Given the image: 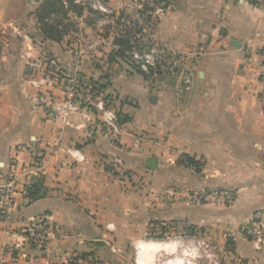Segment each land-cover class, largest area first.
I'll return each mask as SVG.
<instances>
[{
    "label": "crops",
    "instance_id": "1",
    "mask_svg": "<svg viewBox=\"0 0 264 264\" xmlns=\"http://www.w3.org/2000/svg\"><path fill=\"white\" fill-rule=\"evenodd\" d=\"M56 1L47 14L52 0H0V187L12 172L17 189L40 180L44 192L0 211V264H114L160 223L228 246L227 264H264V238L245 232L255 217L264 224V10L253 0H105L137 21L161 9L152 40L176 66L148 78L111 60L118 20ZM45 60L56 81L78 73L101 83L109 109L128 117L116 137L31 68ZM184 154L199 171L178 164ZM205 190L227 191L229 204L188 196ZM43 215L55 232L37 245L28 233Z\"/></svg>",
    "mask_w": 264,
    "mask_h": 264
},
{
    "label": "built area",
    "instance_id": "2",
    "mask_svg": "<svg viewBox=\"0 0 264 264\" xmlns=\"http://www.w3.org/2000/svg\"><path fill=\"white\" fill-rule=\"evenodd\" d=\"M254 3L264 10V0H253ZM73 2L81 7L89 8L95 15L98 21L106 25H111L116 20L124 26L125 29L134 30V39L130 42L129 47L125 50V55L130 58L131 63L136 69L148 78L159 76L165 69L172 70L176 63H170L167 59L173 53L172 50L166 48L165 43H160L152 40V31L156 22L157 14L161 12L157 8L156 13L143 15L140 20H135L129 17L115 15L112 9L106 4L105 0H73ZM175 58V57H174ZM31 68L42 70L44 76L53 82H60L63 86L66 100L71 107L72 104L84 106L101 114V121L108 135L116 137L120 132V124L118 123L117 115L110 108L109 95L102 90L101 83L84 79L78 73H74L65 77L64 80L56 81L55 66L50 61L34 62ZM59 83V84H60ZM181 84L184 89L189 88L190 75L182 73ZM26 185L17 189L15 177L12 172H9L0 187V211L8 212L15 204L16 196H25ZM196 202H228L230 194L227 191L218 192L205 190L195 192L189 196ZM55 229L49 225L46 216H40L34 220L29 228V238L32 243L37 245H45L53 236ZM245 232L255 240L264 238V224L260 218L255 217L245 227ZM199 241V240H197ZM202 243L199 242V246Z\"/></svg>",
    "mask_w": 264,
    "mask_h": 264
},
{
    "label": "rangeland",
    "instance_id": "3",
    "mask_svg": "<svg viewBox=\"0 0 264 264\" xmlns=\"http://www.w3.org/2000/svg\"><path fill=\"white\" fill-rule=\"evenodd\" d=\"M127 64L133 67L135 72L137 71L133 65H131L130 58L124 59ZM178 164H189L184 159H179ZM195 169V168H194ZM176 192V189H173ZM223 192L222 190H211ZM195 193V192H193ZM193 193H188L192 195ZM229 194V193H228ZM172 197H176V194L171 193ZM207 203V202H205ZM212 203V202H211ZM215 204L228 205V202H218ZM157 226V229H156ZM166 227L167 225L164 224ZM162 229V224L152 226L151 228L141 236L137 241H133L126 245L119 258H115L114 264H138V251L139 245L145 244L147 249L144 255V261L146 264H164L167 261L178 259L182 264H227L229 263V257L226 254L228 246L207 239V237H200L194 239V231L186 229L184 232H177L171 228ZM199 237V236H198ZM202 238V239H201ZM205 238V239H204ZM199 240V241H197ZM202 243L199 246V242ZM110 264H113L112 261Z\"/></svg>",
    "mask_w": 264,
    "mask_h": 264
},
{
    "label": "trees",
    "instance_id": "4",
    "mask_svg": "<svg viewBox=\"0 0 264 264\" xmlns=\"http://www.w3.org/2000/svg\"><path fill=\"white\" fill-rule=\"evenodd\" d=\"M53 2L50 4L49 10L46 11L47 14L51 12L57 11V9H60V7L56 5V2L59 3V1L52 0ZM135 35V32L131 33L130 31H125L122 33V35L114 40L115 44H117V48L113 50L111 53V60L112 57H118L122 60L126 59L125 50L129 47L130 42L133 40V36ZM0 52H1V46H0ZM135 67V66H134ZM136 68V67H135ZM117 119L118 123H122L125 120L128 119L127 116H122L120 113H117ZM181 159L186 160L189 164L193 165L194 168L199 171L201 163L199 161H196L193 157L189 155H182L180 157ZM43 189H42V182L40 180H35L30 185L26 187V193L25 197L28 199V201H33L43 195Z\"/></svg>",
    "mask_w": 264,
    "mask_h": 264
},
{
    "label": "bare ground",
    "instance_id": "5",
    "mask_svg": "<svg viewBox=\"0 0 264 264\" xmlns=\"http://www.w3.org/2000/svg\"><path fill=\"white\" fill-rule=\"evenodd\" d=\"M138 248H139L138 264H146L144 261V255H145L147 247L145 244H140ZM164 264H182V262L178 259H173V260L165 262Z\"/></svg>",
    "mask_w": 264,
    "mask_h": 264
},
{
    "label": "water",
    "instance_id": "6",
    "mask_svg": "<svg viewBox=\"0 0 264 264\" xmlns=\"http://www.w3.org/2000/svg\"><path fill=\"white\" fill-rule=\"evenodd\" d=\"M157 159L155 157H147L145 159V167L149 170H154L156 168ZM96 244H102V241L97 240Z\"/></svg>",
    "mask_w": 264,
    "mask_h": 264
}]
</instances>
